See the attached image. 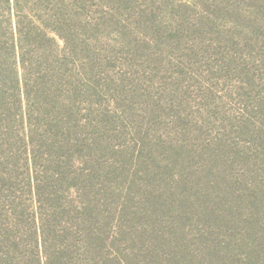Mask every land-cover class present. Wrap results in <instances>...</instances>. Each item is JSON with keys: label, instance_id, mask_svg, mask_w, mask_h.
Wrapping results in <instances>:
<instances>
[{"label": "trees", "instance_id": "obj_1", "mask_svg": "<svg viewBox=\"0 0 264 264\" xmlns=\"http://www.w3.org/2000/svg\"><path fill=\"white\" fill-rule=\"evenodd\" d=\"M84 5L0 0V264H264V151L117 143Z\"/></svg>", "mask_w": 264, "mask_h": 264}, {"label": "rangeland", "instance_id": "obj_2", "mask_svg": "<svg viewBox=\"0 0 264 264\" xmlns=\"http://www.w3.org/2000/svg\"><path fill=\"white\" fill-rule=\"evenodd\" d=\"M84 2L82 55L117 143L162 135L254 169L236 152L264 151V0Z\"/></svg>", "mask_w": 264, "mask_h": 264}]
</instances>
